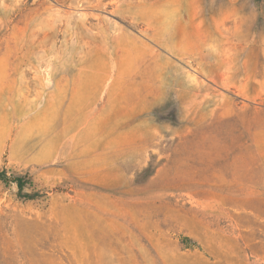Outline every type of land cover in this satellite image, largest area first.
<instances>
[{"label": "rangeland", "instance_id": "374dc122", "mask_svg": "<svg viewBox=\"0 0 264 264\" xmlns=\"http://www.w3.org/2000/svg\"><path fill=\"white\" fill-rule=\"evenodd\" d=\"M0 264H264L255 0H0Z\"/></svg>", "mask_w": 264, "mask_h": 264}, {"label": "trees", "instance_id": "16d2710c", "mask_svg": "<svg viewBox=\"0 0 264 264\" xmlns=\"http://www.w3.org/2000/svg\"><path fill=\"white\" fill-rule=\"evenodd\" d=\"M256 5L258 7L259 11V18H264V0H255ZM0 179L7 183H16L19 187V193L21 196L26 197L28 199H34L38 194L36 192H27L25 191L26 185L29 183L31 186H33V181L30 178H27L23 175H8L6 170H0Z\"/></svg>", "mask_w": 264, "mask_h": 264}]
</instances>
